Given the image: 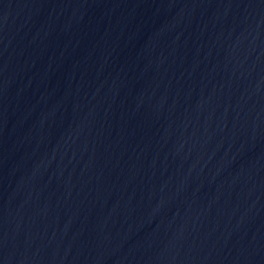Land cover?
Listing matches in <instances>:
<instances>
[{"label":"water","instance_id":"1","mask_svg":"<svg viewBox=\"0 0 264 264\" xmlns=\"http://www.w3.org/2000/svg\"><path fill=\"white\" fill-rule=\"evenodd\" d=\"M0 264H264V0H0Z\"/></svg>","mask_w":264,"mask_h":264}]
</instances>
